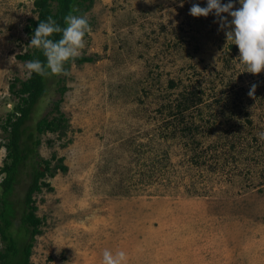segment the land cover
Returning <instances> with one entry per match:
<instances>
[{"label":"rangeland","instance_id":"obj_1","mask_svg":"<svg viewBox=\"0 0 264 264\" xmlns=\"http://www.w3.org/2000/svg\"><path fill=\"white\" fill-rule=\"evenodd\" d=\"M36 16L33 0H0V169L1 124L17 101L8 86L29 76L18 55ZM85 17L67 51L92 61L71 62L67 127L37 147L67 170L32 196L41 233L30 261L264 264V0H94ZM52 71L30 129L59 97ZM193 88L203 102L186 121L204 127L184 134L169 110ZM29 172L11 196L19 237Z\"/></svg>","mask_w":264,"mask_h":264},{"label":"trees","instance_id":"obj_2","mask_svg":"<svg viewBox=\"0 0 264 264\" xmlns=\"http://www.w3.org/2000/svg\"><path fill=\"white\" fill-rule=\"evenodd\" d=\"M93 3L94 0H33L37 16L30 19L25 26L33 44L31 50L18 55L28 61L30 73L25 80L15 79L9 84L8 88L17 101L1 124L6 137L3 143L6 155L0 169L4 173L0 181V264H33L30 255L34 237L41 233V218L35 213L37 205L32 196L43 187L51 188L45 180L46 177H53L58 170H67L63 157L56 158V162L51 165L50 159L39 156L37 147L41 142V133H64L67 127V119L60 110V103L67 89L65 75L71 62L81 64L92 61L90 56L70 55L67 46L75 41L81 29L89 25L85 14ZM56 66H59L62 74L56 82L59 97L51 101L50 110L38 118L30 129L27 121L30 120L38 101L47 94L46 79ZM202 96V92L197 88L187 90L178 95L174 110H169L177 119V127L182 133L194 134L204 127L192 119L186 121L188 111L198 108L196 111L200 112ZM53 113L57 115L50 117ZM25 165L30 166V172L20 205L18 227L24 232L23 236L19 237L12 232L16 207L11 196L21 168Z\"/></svg>","mask_w":264,"mask_h":264}]
</instances>
